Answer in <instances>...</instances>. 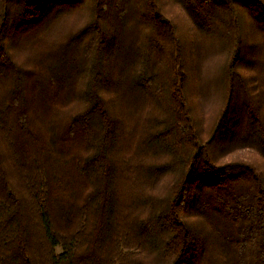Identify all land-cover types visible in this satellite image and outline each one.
Here are the masks:
<instances>
[{
    "label": "trees",
    "instance_id": "obj_1",
    "mask_svg": "<svg viewBox=\"0 0 264 264\" xmlns=\"http://www.w3.org/2000/svg\"><path fill=\"white\" fill-rule=\"evenodd\" d=\"M81 1L0 0V264H264V0Z\"/></svg>",
    "mask_w": 264,
    "mask_h": 264
},
{
    "label": "rangeland",
    "instance_id": "obj_2",
    "mask_svg": "<svg viewBox=\"0 0 264 264\" xmlns=\"http://www.w3.org/2000/svg\"><path fill=\"white\" fill-rule=\"evenodd\" d=\"M90 2H91V0H83L79 3L73 2L70 4V6H67L65 8L69 9V11H72L71 17H76V18L82 19V16L84 14L87 13V15H89V13H90V7H89ZM168 5H169V3L167 2L166 7H167V12L169 13V15L174 20H176L177 22H180V23L182 22V23L186 24V19H184L183 15L181 14V7L179 9L178 6L173 8L172 6H168ZM60 18H58L57 20L52 22V25L49 27V29L47 31L48 33L52 34V31H53V34H54L55 32H57L62 27L63 23L60 25V23H61V22H59ZM252 29H253V27L252 28L249 27V30H252ZM217 37H219V35ZM251 38H253V37H251ZM251 42H253V41L251 40ZM25 47H28V46H25ZM193 88H194V85H193ZM211 88L215 90L216 86L212 85ZM215 91H214V93H216ZM218 94H220L219 91H218ZM195 102H197V100ZM199 103H200L199 114L197 115V118L196 117L195 118L197 119L196 121L198 122V124H200V122L202 123L203 121H205L204 125H205L206 130H208L209 125L213 126L214 125L213 120L218 117V113L220 111V108H219L220 102L217 100L215 102L214 94L211 96L209 94L206 99L200 98ZM216 107H217L218 111L216 110ZM254 154L255 153L251 152L250 150H243V151H239V152L234 153L232 156H237V157L246 158V159H249V158L255 159L256 156Z\"/></svg>",
    "mask_w": 264,
    "mask_h": 264
}]
</instances>
